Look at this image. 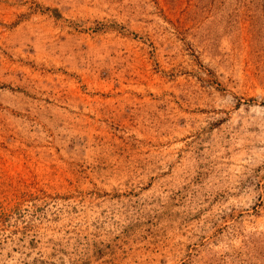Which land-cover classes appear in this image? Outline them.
<instances>
[{
	"label": "rangeland",
	"instance_id": "1",
	"mask_svg": "<svg viewBox=\"0 0 264 264\" xmlns=\"http://www.w3.org/2000/svg\"><path fill=\"white\" fill-rule=\"evenodd\" d=\"M0 264H264V0H0Z\"/></svg>",
	"mask_w": 264,
	"mask_h": 264
}]
</instances>
